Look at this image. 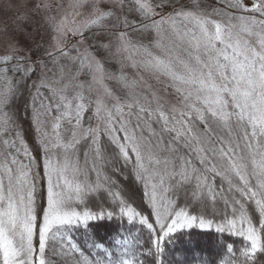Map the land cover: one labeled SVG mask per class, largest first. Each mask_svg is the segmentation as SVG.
I'll return each mask as SVG.
<instances>
[{"label":"snow or ice","instance_id":"snow-or-ice-1","mask_svg":"<svg viewBox=\"0 0 264 264\" xmlns=\"http://www.w3.org/2000/svg\"><path fill=\"white\" fill-rule=\"evenodd\" d=\"M192 229L264 264V0H0V264H187Z\"/></svg>","mask_w":264,"mask_h":264},{"label":"trees","instance_id":"trees-1","mask_svg":"<svg viewBox=\"0 0 264 264\" xmlns=\"http://www.w3.org/2000/svg\"><path fill=\"white\" fill-rule=\"evenodd\" d=\"M137 196H139V192H137ZM217 235L219 234L215 233L214 229L211 233H205L200 229L184 230L183 234H178V239L170 247L169 258L184 260L187 264H200L201 253L196 249L211 247ZM204 258L207 259V252L204 253Z\"/></svg>","mask_w":264,"mask_h":264},{"label":"rangeland","instance_id":"rangeland-1","mask_svg":"<svg viewBox=\"0 0 264 264\" xmlns=\"http://www.w3.org/2000/svg\"><path fill=\"white\" fill-rule=\"evenodd\" d=\"M68 2L69 0H57V3H63L65 5ZM201 2L207 6H214V0H201ZM71 19H72L71 16H69L70 23H71ZM29 31L32 33V36L28 38V42L33 43V45L43 44L44 41L49 38L47 31L45 27L43 26L34 25L32 29H29ZM85 36L87 37V39L84 42V47H89L90 43H95V39L91 36L90 33H85ZM41 37H43V39H41ZM69 39L71 40L72 43H75V40L77 39V37H73L71 33H69ZM144 42L148 43L147 40H145ZM111 67L114 68L115 66L112 65ZM149 82L151 83L152 81H149Z\"/></svg>","mask_w":264,"mask_h":264}]
</instances>
